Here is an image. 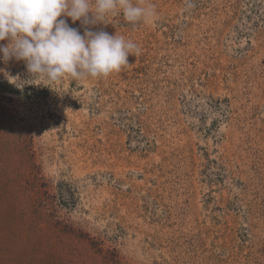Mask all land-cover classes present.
Instances as JSON below:
<instances>
[{
	"label": "rangeland",
	"instance_id": "1",
	"mask_svg": "<svg viewBox=\"0 0 264 264\" xmlns=\"http://www.w3.org/2000/svg\"><path fill=\"white\" fill-rule=\"evenodd\" d=\"M133 3L119 72L0 61V264H264V0Z\"/></svg>",
	"mask_w": 264,
	"mask_h": 264
},
{
	"label": "clouds",
	"instance_id": "2",
	"mask_svg": "<svg viewBox=\"0 0 264 264\" xmlns=\"http://www.w3.org/2000/svg\"><path fill=\"white\" fill-rule=\"evenodd\" d=\"M118 12L130 23L156 15L154 6L133 0H0V41H7L0 44V61L25 63L30 79L18 78V88L32 80L52 84L119 72L139 52L137 44L90 27ZM65 18L80 21L83 33Z\"/></svg>",
	"mask_w": 264,
	"mask_h": 264
}]
</instances>
